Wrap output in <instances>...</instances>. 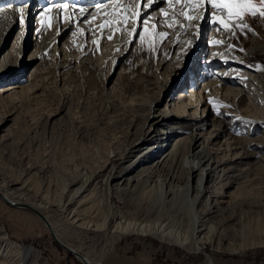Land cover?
Returning a JSON list of instances; mask_svg holds the SVG:
<instances>
[{
    "label": "rangeland",
    "instance_id": "obj_1",
    "mask_svg": "<svg viewBox=\"0 0 264 264\" xmlns=\"http://www.w3.org/2000/svg\"><path fill=\"white\" fill-rule=\"evenodd\" d=\"M38 1L0 0V7H15L18 3L25 6L14 23L0 22V64L2 55L7 53L10 60L3 62L11 69V72L5 71V67L0 69V89L13 82L19 85L15 94L5 93L0 99V187L25 200L50 197L56 208L48 211L47 216L62 242L93 260L100 259L103 264H264V93H257V89L225 85L224 89L232 88L239 93L229 96L225 103L223 88L215 83L211 99L200 106L201 114L207 112L204 115L208 119V131L220 128L224 133L218 145L213 146L216 157L225 161L228 154L225 142L232 140L229 144L236 148L232 153L244 158L234 165L233 177L215 179V183L209 184L215 189L213 194L224 195L216 198L221 201L217 204L221 216L208 218L209 224L217 227L214 232L222 230V250L205 246L198 253L187 252L151 234L114 231L116 223L122 227L126 221L146 222L150 216L145 213L142 201L134 200L135 195L110 189L108 179L110 167L121 162L114 155L146 130L143 125L151 102L159 98L160 109L167 101L198 105L204 82L199 80L200 86H194L196 72L186 70L187 65L195 69L210 56H218L264 67V52L246 57L253 45L264 42V17L259 15L264 7L261 0H253L258 11L256 17L249 14L229 21V31L223 30L218 21L213 23V15L226 21L227 15L211 9L208 0L203 13L200 0H171L172 5L162 4L165 5L162 12L160 5L144 16L140 12L145 0L138 3L125 0L107 13L101 32L97 25L90 32L72 27L63 30L58 25L61 32L56 43L40 54V60L31 62L28 58L36 47L34 42H29L42 13ZM154 12H158L156 17L152 15ZM185 13L193 17L190 22ZM125 14L127 21L119 23ZM29 18L33 22L28 27ZM7 19L11 21L10 17ZM57 22H61L59 17ZM241 23L247 26L243 32L239 27H231ZM185 26L187 29L178 36L177 44H171L178 29ZM199 29L205 52L194 51L192 46ZM157 33L167 36L160 37ZM16 41L19 57L9 52ZM54 45L58 54L51 49ZM59 64L64 67L59 69ZM199 69L198 73L206 74ZM238 70L256 75L242 65ZM220 71V68L213 70L206 83L215 82V72ZM177 75L170 84L173 90L162 93L168 76ZM192 91L196 97H192ZM217 96L220 101L214 99ZM195 109H189V113L193 114ZM52 113L56 115L51 116ZM228 167L232 165L227 164L225 169ZM164 171L165 168L160 175H166ZM83 175H94L85 204L93 211V218L98 220L102 214L117 212V218L109 220L107 233L84 230L62 216L59 204L70 186L64 194L61 186ZM232 182L231 187L223 185ZM205 205L198 203L197 210L206 211ZM232 214L238 219L229 220ZM41 219L35 212L8 205L0 197V228L18 245L32 247L38 264H84L52 237ZM230 246L245 247L239 253L226 250ZM19 259L0 234V262L15 264Z\"/></svg>",
    "mask_w": 264,
    "mask_h": 264
},
{
    "label": "bare ground",
    "instance_id": "obj_2",
    "mask_svg": "<svg viewBox=\"0 0 264 264\" xmlns=\"http://www.w3.org/2000/svg\"><path fill=\"white\" fill-rule=\"evenodd\" d=\"M200 1L202 5L201 13H203V6L208 2L205 0ZM38 2L40 5L38 9L42 11V13L36 20L33 34L29 42H34L36 47L34 53L29 55L30 57L28 60L31 62L40 60V54L49 46L51 47L52 44L56 43L57 37L61 32V30L58 31L57 29L58 25L61 26L63 30L64 28L68 29V27H72V29L79 28L88 32L91 31L90 29L93 25H97L96 29H98V32H101L100 29L107 13L112 10L114 5L118 3L123 4L125 0H39ZM135 3H138V0H135ZM172 3L173 1L171 0H155V2H153V0H147L146 2L145 0L140 13L144 16L149 11L160 5L162 6V4L172 5ZM18 4L15 7H0V22L5 21L4 23H14L16 19L22 15V10L25 7ZM164 6L165 5H163L159 11L162 12ZM152 15L156 17L158 12H154ZM7 17L11 18L10 22ZM58 17L61 19V22H57ZM25 21L26 17H24V23ZM32 22L33 18H29L28 27L30 25L32 26ZM99 25L101 26L99 27ZM183 32H185L183 27L178 29V32L170 40L171 44L176 45L178 36ZM199 35L200 29L193 40L192 46L195 47L194 51L198 49V51L203 50L205 52L206 45L202 43ZM210 41H212V39ZM66 44V40L63 41L62 47L65 48ZM51 49L55 54H58L59 50L56 49L55 45ZM219 50L223 49L221 48ZM9 52L17 53L16 57H19L20 50L17 49V41L16 44L13 45L12 51L10 50ZM262 52H264V42H258L256 45H253L246 57L252 58L256 54H262ZM2 59L3 61H9V54L4 53ZM3 61H1L0 69L5 67V71H10V66H5L6 63ZM184 63L181 66V70L184 68ZM10 65L14 66L15 64ZM241 65L244 66L246 70H250V72L256 75L238 70V66ZM63 67L64 64H59L58 68L62 69ZM160 67L161 69L164 68L162 65ZM198 67L205 70L206 74L203 75L198 73V70H200ZM198 67H195V69L190 65L186 67V70L189 69L191 72H196L194 75V86H200V84L204 82V86L200 92L201 99L197 101L198 105H178L173 102L169 104L171 102L167 101L164 108L160 109L159 98L151 102L143 125L146 130L142 131L136 140H133L124 147L122 152L114 155L117 156L118 159H121V162L110 167L108 174L110 189L115 192H121L122 194L129 193L131 196L135 195L134 200H141L142 202L140 203L144 205L145 213L150 216L146 222L126 221L122 227L119 226L121 224L116 223V225H114V231H132L151 234L160 241L175 244L187 252L196 253L200 252L205 246L214 250L223 249L221 245L222 230L217 229V231L214 232V229L216 230L217 227L215 226L214 228L211 223L209 224L208 218L211 217L212 219L215 215L221 216V210L217 209V204L221 203V201L218 202L216 198L220 196L223 197L224 195L213 194L212 192L215 189L213 188V190L209 184L210 182L215 183V179L224 180L233 177L231 173L235 170L234 165L241 163L244 159L241 154L232 153L236 148H231V144H229L232 141L231 139L229 143L225 142L227 143L226 148L228 149L225 161L219 160L220 158L216 157L217 153L214 152L213 146L218 145L224 133L220 128H213L212 131H208V119L205 116L207 112H205V110L203 114H201L202 109L200 106L205 104H203L204 101L207 102L211 99V94L213 92L212 88L215 87V83L219 84L220 88L225 87V85H240L246 89L255 88L257 89L256 91H258L257 93H264V67L259 63L256 65H248L241 61L228 59V57L227 59H221L218 56H210ZM217 68L221 70L220 72H215L217 80L212 83H206L214 73L213 70ZM226 70L231 71L229 72ZM177 77L178 75L168 76V84L165 89L162 90V93H164L165 90L168 92L173 90L170 84L172 81L174 82ZM199 80L201 83L198 84ZM17 88H19V85L15 82L2 87V89H0V99L4 97L5 93H8L7 96L13 93L15 94ZM223 91L222 95H224V101L225 99L229 100V96L231 95L239 94L237 93L238 91L232 88H223ZM217 94H219V92H217ZM195 95L196 92L192 91V97H196ZM218 97L219 96L214 97V99L220 101V97ZM254 99L255 97L253 100ZM256 99L259 98L256 96ZM172 100H175V97H172ZM255 101L257 102V100ZM225 105L229 106L228 104ZM194 107H196V109L193 111V114H190L189 109ZM256 112H258V110ZM54 115H56V113L51 114V116ZM182 122H187V125H184ZM159 153L160 155L158 156ZM227 164L230 166L232 165V167L225 169ZM164 168V172H167L166 175H160ZM93 177L94 175L89 177L83 175L80 178L71 179L69 184L65 183L61 186L60 191L62 189V194L66 192L67 186L70 187L67 190L68 193L64 201L59 204V208L62 210L64 219L70 220L71 223L77 224L84 230L92 232L103 231L107 233L110 231V229H108L109 220L114 219L117 212L112 210V213L102 214L100 219L95 220L93 218V211L85 207L88 201L87 193L90 191L89 189L94 180ZM233 183L234 182L229 185H223L227 188L231 187ZM0 197L8 205H19L38 214L42 218L41 220L45 227L50 231L52 237L56 241L61 242L66 250L78 257L84 264H103L100 259L93 260L79 250L71 248L62 242L55 230L53 222L50 221L47 216L48 211L56 208L55 204L49 201L48 198L50 197L44 196L45 198L41 200L35 198L25 200L15 196L12 192L4 190L3 187H0ZM200 202L206 204L205 206L208 207L206 211L197 210V205ZM233 215L234 214L230 215L229 220L238 219L237 216L233 217ZM0 234L8 249L16 251L20 257L15 264H29L28 261H31L30 264H38L37 258L35 257L36 252L32 247L21 246L10 240L6 237L2 228H0ZM235 247L230 246L227 247L226 250L242 253L245 246L242 248ZM0 264L4 263L0 262Z\"/></svg>",
    "mask_w": 264,
    "mask_h": 264
},
{
    "label": "snow or ice",
    "instance_id": "obj_3",
    "mask_svg": "<svg viewBox=\"0 0 264 264\" xmlns=\"http://www.w3.org/2000/svg\"><path fill=\"white\" fill-rule=\"evenodd\" d=\"M153 2H155V0H153ZM193 2H195V0H193ZM208 2L210 3L211 9H215L216 11H219L221 13H226L227 21L224 19H219L215 15H213L212 17L213 23H216L218 21L219 25H223V30L225 31L231 30L229 21L240 20L242 16L249 14L253 17H256L258 14L257 6L253 3V0H208ZM261 3L264 4V0H261ZM137 15H139V13ZM259 15L261 17H264V7L260 8ZM185 16L189 22L193 18L191 15H188V13H185ZM127 19L128 16L125 14L123 19L119 21V23L123 24L127 21ZM167 26L171 27V25H167ZM231 27L232 28L239 27L240 30L243 32L247 26L241 23V24L232 25ZM186 29L187 26H185L184 30L186 31ZM133 32H135V29L133 30ZM144 32L147 33L148 29L145 28ZM156 35L166 38L167 33H157ZM109 39H111V37H109ZM140 39L143 41L144 37L141 36ZM154 42L155 41L153 40V43Z\"/></svg>",
    "mask_w": 264,
    "mask_h": 264
}]
</instances>
